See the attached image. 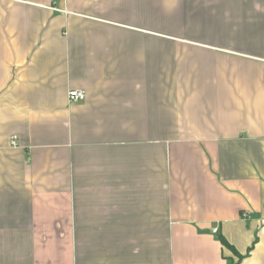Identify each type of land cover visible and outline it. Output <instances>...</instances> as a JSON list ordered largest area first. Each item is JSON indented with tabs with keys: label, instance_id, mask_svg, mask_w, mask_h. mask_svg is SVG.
Wrapping results in <instances>:
<instances>
[{
	"label": "crops",
	"instance_id": "0c3cea01",
	"mask_svg": "<svg viewBox=\"0 0 264 264\" xmlns=\"http://www.w3.org/2000/svg\"><path fill=\"white\" fill-rule=\"evenodd\" d=\"M263 230L264 0H0V264H264Z\"/></svg>",
	"mask_w": 264,
	"mask_h": 264
},
{
	"label": "built area",
	"instance_id": "2783aa9c",
	"mask_svg": "<svg viewBox=\"0 0 264 264\" xmlns=\"http://www.w3.org/2000/svg\"><path fill=\"white\" fill-rule=\"evenodd\" d=\"M69 103H79L80 101H84L86 99V91L85 90H72L69 93L68 96ZM14 144H15V139H14ZM243 219L246 220L247 218V213L244 214ZM217 230H214V233H216ZM264 233V230H263Z\"/></svg>",
	"mask_w": 264,
	"mask_h": 264
},
{
	"label": "trees",
	"instance_id": "16d2710c",
	"mask_svg": "<svg viewBox=\"0 0 264 264\" xmlns=\"http://www.w3.org/2000/svg\"><path fill=\"white\" fill-rule=\"evenodd\" d=\"M221 243H222L223 247L234 252V254L238 257V262H231L230 264H240V260L242 257L238 254L237 250L234 249V247L231 246L224 237H221Z\"/></svg>",
	"mask_w": 264,
	"mask_h": 264
}]
</instances>
